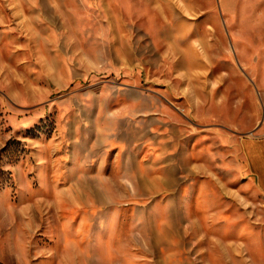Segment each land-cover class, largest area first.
<instances>
[{"label":"rangeland","instance_id":"obj_1","mask_svg":"<svg viewBox=\"0 0 264 264\" xmlns=\"http://www.w3.org/2000/svg\"><path fill=\"white\" fill-rule=\"evenodd\" d=\"M264 0H0V264H264Z\"/></svg>","mask_w":264,"mask_h":264},{"label":"crops","instance_id":"obj_2","mask_svg":"<svg viewBox=\"0 0 264 264\" xmlns=\"http://www.w3.org/2000/svg\"><path fill=\"white\" fill-rule=\"evenodd\" d=\"M264 120L262 121L263 126ZM241 139V148L246 161L247 170L255 178L260 192L264 193V133L262 135H246Z\"/></svg>","mask_w":264,"mask_h":264}]
</instances>
